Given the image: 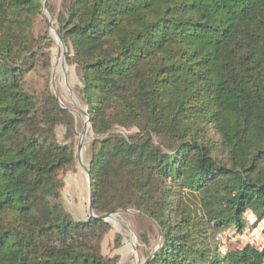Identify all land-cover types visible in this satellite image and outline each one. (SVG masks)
<instances>
[{"label":"trees","instance_id":"1","mask_svg":"<svg viewBox=\"0 0 264 264\" xmlns=\"http://www.w3.org/2000/svg\"><path fill=\"white\" fill-rule=\"evenodd\" d=\"M41 8L0 0V264H113L86 239L108 223L73 221L57 202L74 151L41 132L44 114L19 83ZM63 8L56 31L67 61L73 49L92 130L107 134L91 144L94 215L149 216L162 237L145 264H262L264 247L223 253L219 235L242 233L247 211L264 220V0ZM50 105L52 128L66 111L54 96Z\"/></svg>","mask_w":264,"mask_h":264},{"label":"rangeland","instance_id":"2","mask_svg":"<svg viewBox=\"0 0 264 264\" xmlns=\"http://www.w3.org/2000/svg\"><path fill=\"white\" fill-rule=\"evenodd\" d=\"M43 1L41 0V4ZM64 4L65 0H46V11L51 18L52 26L49 25L41 8V14L36 15L26 29L28 37L33 38V48L22 55L27 58L26 62L29 66L20 76L19 83L35 99L39 116L44 114L40 122L41 132L47 131V136L52 142L67 145L74 151L72 163L57 173V178L61 183L57 202L73 221H84L88 218V180L84 166L88 168L93 152L91 148L93 140L101 139L107 134L97 135L92 130L87 108L80 94L81 72L72 60L73 49L70 43L68 42L70 47L68 56L72 62L67 61V52L64 53V63L62 60L59 61L57 55L58 44L56 42L58 40L52 32L54 29L57 30L56 16L64 10ZM60 63L63 64L62 72L65 74L64 80L67 84L64 88H62L58 74L57 65ZM51 96H54L59 107L66 111V113L54 114L58 123L52 128L47 123L50 119L45 117L51 107ZM84 125H86V130L78 152L77 146ZM110 132L125 135L134 132V129L126 130L119 125H114ZM154 186L158 189L157 183ZM157 193L155 191V197L158 196ZM116 212V220L105 221L108 226L103 232L94 231L91 237L88 233L86 239L99 249L101 257L108 262L145 264L147 256L155 252L160 245L161 231L156 223L144 213L131 208ZM244 220L242 233L229 229L219 235L221 252L240 250L248 244L258 249L264 247V220H257L249 211L244 214Z\"/></svg>","mask_w":264,"mask_h":264},{"label":"water","instance_id":"3","mask_svg":"<svg viewBox=\"0 0 264 264\" xmlns=\"http://www.w3.org/2000/svg\"><path fill=\"white\" fill-rule=\"evenodd\" d=\"M42 12H43V15L45 16V18L48 20L49 25L52 26L51 18L49 16L48 12L46 11V0H44L43 4H42ZM53 32L59 41L58 49H57V55H58V57L62 56L64 58V53L66 52L65 43L55 29L53 30ZM85 130H86V125H84V128L82 130V134H81L79 142H78V146H77L78 152L80 151V148H81V145L83 142V134L85 133ZM84 170L86 172L87 180H88V217H91L94 220H104V221L113 220V221H115L117 212H115V213H104V214H101L98 216L94 215L93 210H92L91 178L89 176V169L86 166H84Z\"/></svg>","mask_w":264,"mask_h":264},{"label":"bare ground","instance_id":"4","mask_svg":"<svg viewBox=\"0 0 264 264\" xmlns=\"http://www.w3.org/2000/svg\"><path fill=\"white\" fill-rule=\"evenodd\" d=\"M53 34H54V32H52ZM55 36V35H54ZM56 37V36H55ZM53 39H54V37H53ZM55 40V39H54ZM56 40H58V39H56ZM56 40H55V42H56ZM57 44H59V41L58 42H56ZM60 60H62V62L64 63L65 62V59L61 56V57H59V61ZM58 66V74H59V76H60V83L62 84V88H64V87H67V84H66V82H65V80H64V75L65 74H63V72H62V67H63V64L62 63H60V64H58L57 65Z\"/></svg>","mask_w":264,"mask_h":264}]
</instances>
